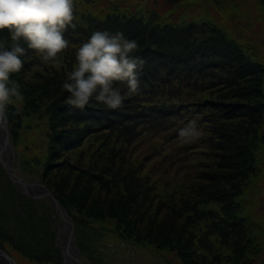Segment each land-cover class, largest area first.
<instances>
[{
    "label": "trees",
    "instance_id": "trees-1",
    "mask_svg": "<svg viewBox=\"0 0 264 264\" xmlns=\"http://www.w3.org/2000/svg\"><path fill=\"white\" fill-rule=\"evenodd\" d=\"M124 2L126 0L116 2L114 0L111 2L114 6L108 9L102 3V9L100 8L98 13L101 20L96 18L95 23L99 25L98 27L101 26V30L106 28L110 32L120 31L138 40L140 47L136 55L142 57L144 61L138 69L139 89L135 92L128 90L130 94L126 97L127 106L122 105L128 111L115 116L114 113L109 115L112 108H106L103 106L105 104L95 100L75 110H72L71 105L68 104L57 106L58 113L61 116L63 114V117L55 120L50 118L52 123L49 133L53 138L52 146L57 147L61 144L63 150L60 151L70 152L83 145L89 136L108 131L121 140L128 138L135 140L140 136L150 137L148 146L152 148L154 155L158 156L156 147L160 145L158 136L162 132V136L174 140L172 145L175 146L171 148L170 153L174 158V164L188 163L190 155L193 154L189 152L190 146L195 143L193 147L195 151L203 153L206 150V155L210 156L213 161L209 164L211 169L231 170L233 167V170H239V166L244 167L236 171V174L220 173L213 177H207L205 172H202L198 180H193L194 183L189 189L192 195L190 199L184 198L185 201L182 198L178 208L175 207V219L187 232L189 230L196 232L195 227L198 228L204 221L206 227L203 230V238L198 242L188 240L184 243L186 234L175 232L177 235L174 236L173 242L176 246L173 248L174 245H169L161 250L165 252L171 247L166 252L174 253L175 256L183 259L185 264L205 263L208 258L212 263L214 261L215 264H224L225 261H234L235 258L244 260L249 256L253 257L254 253L256 255L257 246L254 244L255 240L249 226L254 225V222L249 213L244 211L246 198L244 189L248 181L260 172L259 167H261L258 161L264 148V145L261 146L264 142L262 139L264 137V66L260 64L254 53L238 42L235 34L232 36L213 15L207 14L208 19H203V16L207 17L201 15L198 9L189 12L181 8L173 10L178 0H148L146 7L151 11L148 14L150 17H147L144 14H134L136 6L141 5L139 1L134 0V5L131 3L126 5ZM262 2L264 4V1ZM129 7L134 9L133 13H127ZM205 9L212 13L210 7ZM168 12H171L170 18L164 17L163 15ZM199 16L200 18L196 19ZM79 19V26L68 27L65 32L66 38L70 41L74 40V36L82 35L81 31L85 28L83 16L80 15ZM133 24L137 27L131 28ZM67 31L70 32L67 34ZM5 38L10 44L13 43L9 29L0 32V39ZM24 46L28 48L27 42H24ZM28 51L30 53L32 49L29 47ZM71 57L74 58L75 55L72 54ZM19 74L21 72L13 74L12 79L18 80L22 85L26 83L27 88H32V85ZM117 83L122 88L127 86L126 82ZM45 95L42 89L36 96H29L30 100H25L23 104L25 108H22V112L27 109V105H32L34 99L42 103L46 99ZM36 105L38 107L37 103ZM32 107L31 110L36 111L33 112L34 116L44 119L51 115L55 118L54 113L49 111L50 103L43 105L39 111L33 105ZM10 112L11 116H20L21 113L13 107H10ZM68 112H75L71 115V119L66 116ZM85 113L90 114L88 119L84 117ZM30 117L32 116L29 113L27 118ZM81 119L84 121L77 123ZM97 119L100 121L97 122ZM70 120L73 122L66 125V121ZM176 143L182 149L177 155H175ZM119 148L124 147L120 145ZM136 150L139 149L135 146ZM119 154L120 152H111L103 155V161L107 163H104L102 168L125 166L123 157ZM160 158L164 160L165 157H157L159 161ZM99 161L91 156L85 166L89 164V167L96 169ZM194 167L202 168L203 165L196 164L193 165ZM1 174L4 176L1 180L10 185L14 191L19 192V189L13 187V182L0 164ZM87 175L93 177V181L99 184L104 183L109 190L106 194L109 197L104 205L109 204L110 213L114 214L112 216L119 218L120 229L119 233L114 234L115 237L122 242H134L138 245L147 242L142 237L133 238L134 228L126 215L131 207L141 213L140 206L125 203L126 196H129L128 201H131L133 196H138L131 191L132 187H135L134 178L137 177L135 169L133 167L128 169L127 176L126 174L124 176L130 178H125L123 184H117L114 178L106 177L98 172V169L95 172H88ZM236 177L241 183L237 186L234 182L237 180ZM43 186L68 211L67 206L58 199L59 192L66 186L52 182L46 185L43 182ZM20 194L24 195L22 192ZM240 197L244 198L243 203ZM76 200L80 205H86L85 198ZM172 201L174 199L170 197L168 203ZM182 203L184 206L180 208ZM100 210L97 211L101 212ZM95 215L96 218L99 216L97 213ZM223 229L228 230L223 231ZM150 233L151 239L157 242L165 235L161 231ZM214 233L225 238L221 241L227 242L229 247L232 246V255L224 254L229 253V250H224L221 254H213L217 246L215 240L210 237L215 235ZM122 235H128L129 239H124ZM0 249L3 250V246H0ZM5 252L10 256L7 251ZM194 252L197 258L192 255Z\"/></svg>",
    "mask_w": 264,
    "mask_h": 264
},
{
    "label": "rangeland",
    "instance_id": "rangeland-1",
    "mask_svg": "<svg viewBox=\"0 0 264 264\" xmlns=\"http://www.w3.org/2000/svg\"><path fill=\"white\" fill-rule=\"evenodd\" d=\"M113 1L74 0L73 24L75 27L79 26V16L81 15L83 16L82 20H85V28L81 31L82 35H76L74 40H69L71 42L70 46L62 53L64 64L61 69L58 70L50 62H46L42 54H38L35 50L27 53V57L24 58L25 68L19 74L28 81L27 83L32 85V88H27L26 83L23 85L26 100H30L29 96H36L41 93L43 89L46 93V99L42 103L34 99L32 105L39 111L43 105L50 103L49 111L54 113L55 118L51 115L44 119L37 115L34 116L33 112L36 111L31 110L33 108L32 105H27V109L24 112H22V108L25 107L22 106L18 109L17 106L10 105L14 110L21 113H19L20 116H11L9 107V118L6 121L9 132V144L6 147L8 152H5V161L11 164L14 171L25 182L35 186L33 191L35 194L39 191L37 185L41 184L43 186V182L45 185L52 182L56 185L66 186L59 192L58 199L67 206L68 211L62 207L73 222V244L71 246L72 250L78 254L81 264H185V261L175 256L174 253L166 252L171 247L165 252L161 249L164 250L165 247L174 245V236L179 232L186 234L184 243L188 240L190 242L202 240L203 230L206 226H204L205 222L202 221L203 223H200L198 228L195 227L197 233L192 230L187 232L185 228L181 227L179 222H176L175 207L178 208V203L182 198L183 200L184 198L190 199L192 195L190 193L191 190H189L190 185L194 183L193 180L199 179L202 172H205L207 177H213L220 173L236 174V171L244 167L240 168L239 166V170L236 167V170H233V167L231 170L211 169L209 164L213 161L210 156L206 155V150L203 153L195 151L193 148L196 145L195 143L190 146L191 150L189 152H193V154L190 155L188 163L177 162L174 164V158L170 156L171 148L175 146L172 145L174 140L168 139V136H162V132L158 136L160 145L156 147L159 152L158 156L154 155L152 148L148 146L150 141L148 138L150 137L140 136L135 140L133 138L121 140L115 135L109 134L108 131H101L94 136H89L83 145L70 152L60 151L63 150V147L59 143L57 147L52 146L53 138L49 133L52 123L50 118L55 120L63 117V114L61 116L58 113L57 106L68 104L71 105L70 108L72 110L80 109L78 106L71 104L69 99L71 93L63 87L76 64L77 49L90 37L93 31L101 30V26L98 27L99 25H96L95 19L99 18L98 20H101L98 13L102 9V3L108 9L113 5L111 3ZM135 1H139L141 5L139 7L136 6L134 14H144L150 17L148 14L151 10L146 7L148 0ZM262 1L264 0H178L174 4L173 10L181 8L189 12V10L198 9L201 15L207 17L203 16V19H208L207 14L215 16L220 20L221 25L226 27L232 36L235 34L238 42L252 51L260 64L264 66V4ZM129 3L134 5L135 2L134 0H126L124 2L126 5H129ZM208 7L212 9V13L206 11L205 8ZM164 11H166L165 8ZM133 12L134 9H127V13ZM171 12L163 16L170 18ZM182 18H184V15H182ZM199 18L200 16L196 19ZM134 27L137 26L131 25V28ZM103 30H106V28H103ZM68 32L70 31H67V34ZM27 47L29 49L28 44ZM72 54L75 55L74 58L71 57ZM39 76L41 78H36ZM122 90L124 93L127 92L126 97H129L128 86L122 88ZM53 97L54 99H52ZM124 105L126 104L124 103ZM103 106L109 108L107 105ZM112 109L109 115L114 113L115 116L128 111L124 106ZM29 113L32 117L27 118ZM74 113L68 112L66 114V116L68 115L67 118L71 119V115ZM84 117L88 119L90 114L85 113ZM74 121L77 122V120ZM83 121L81 119L77 123ZM99 121L97 119V122ZM71 122L73 121L70 120L64 123L68 125ZM4 130V127L0 124V142L4 137ZM120 145H123L124 148L120 149ZM178 145L176 143L175 155L182 151ZM262 145H264V142L261 143ZM135 146L139 150L135 151ZM122 150L124 151L122 152ZM111 152H120L119 155L123 157L125 166L121 167L118 165L119 168L113 166L111 169L102 168L104 163H107L103 161V155ZM91 156L100 160L99 164L97 163L99 166L96 167L98 172L103 173L106 177L114 178L117 184H123L125 178H130L126 176L128 169L131 167L137 172V177L134 178L135 187H132L131 191L132 194H137L138 196H133L131 201H128L129 196H126L127 200H125V203L140 206L142 217L132 207L126 215L134 228L133 235L135 237L133 236V238L142 237L147 242L138 245L134 242H122L115 237L114 234L119 233L120 229L119 218L112 216L114 214L113 212L110 213L109 204L104 205L109 197L106 195L109 191L106 189V185L93 181V177L87 175L88 172H95L96 170L95 167H89V164L85 166ZM159 156H164V160L160 158L159 161L157 159ZM259 156H261L258 161V165L261 166L259 167L260 172L248 181L244 189L246 198L243 193L242 196L245 199L240 197L241 202L244 199V211L249 213L248 215L254 222V225L249 226V230L252 232V237L255 240L254 244L257 246L255 249L256 255L254 253L253 257L249 256L244 260L235 258L234 261H225L224 264H264V148L262 155ZM230 162H234V160H230ZM196 164L197 166L203 165V167L193 168V165ZM125 174L126 176H124ZM2 178L4 176L1 174L0 246H3V250L7 251L17 264H70L65 258V249L63 247V242L67 238L69 229L66 227L64 220L53 209L52 203L44 198L35 200L23 193L26 190L15 185L13 187L19 189V192H22L25 196L14 191L10 185L1 180ZM207 182L210 183V181ZM234 182L236 186L241 184L239 178ZM228 192L229 189L227 190ZM187 193L188 195L186 196ZM170 197H173L174 201L168 203ZM82 198L86 199V205L77 203L76 199ZM119 206L121 208L120 203ZM183 206L182 203L180 208H183ZM98 209H101V212L97 211ZM120 212L124 213L125 211L120 210ZM95 213L99 215L97 218ZM157 231L165 234L164 238L159 239V242L151 239L150 232L153 234L157 233ZM214 234L210 237L213 241L215 240L214 243L217 246L213 250V254H221L222 251L229 250V253L224 254L232 255V246L229 247L227 242L221 241L225 238L216 233ZM122 237L129 239L128 235H122ZM232 239L233 237L230 241ZM192 255L197 258L196 252ZM200 264H215V262L213 261L212 263L208 258L205 263Z\"/></svg>",
    "mask_w": 264,
    "mask_h": 264
},
{
    "label": "clouds",
    "instance_id": "clouds-1",
    "mask_svg": "<svg viewBox=\"0 0 264 264\" xmlns=\"http://www.w3.org/2000/svg\"><path fill=\"white\" fill-rule=\"evenodd\" d=\"M74 7V0H0V32L9 29L13 41L0 39V124L7 121L10 105L19 109L26 100L23 85L12 79L25 68L24 42L61 69L62 53L71 43L65 32L75 27ZM139 47L123 32L93 31L77 49L76 64L63 84L71 104L83 108L95 100L121 107L126 93L117 82H126L131 92L140 86L138 69L144 61L136 55Z\"/></svg>",
    "mask_w": 264,
    "mask_h": 264
},
{
    "label": "water",
    "instance_id": "water-1",
    "mask_svg": "<svg viewBox=\"0 0 264 264\" xmlns=\"http://www.w3.org/2000/svg\"><path fill=\"white\" fill-rule=\"evenodd\" d=\"M4 127V137L0 142V164L2 165L4 171L7 173L11 181L14 183L16 187L26 190L23 192L25 195L38 200L39 198L48 199L52 205L54 206L55 211L57 214L64 220L66 223V227L69 229L67 234L66 240L63 242V247L65 248L66 245L73 244V222L71 221L70 217L67 215V212L62 207V205L56 200V198L49 193V191L43 187L41 184L37 185L39 191L37 194L33 193L34 185L25 182L12 168L9 162L5 161V149L8 146L9 140V132L7 129V122L1 124ZM71 254L72 260L70 264H81L78 258V254L73 250L68 249ZM0 264H17L12 257H10L5 251L0 249Z\"/></svg>",
    "mask_w": 264,
    "mask_h": 264
},
{
    "label": "bare ground",
    "instance_id": "bare-ground-1",
    "mask_svg": "<svg viewBox=\"0 0 264 264\" xmlns=\"http://www.w3.org/2000/svg\"><path fill=\"white\" fill-rule=\"evenodd\" d=\"M5 152H8V149H6ZM64 249H65V252H64L65 258H67V261L70 262L72 260V257L70 255V252L68 251V249L72 250V246L68 244L65 246ZM70 263H72V262H70Z\"/></svg>",
    "mask_w": 264,
    "mask_h": 264
}]
</instances>
